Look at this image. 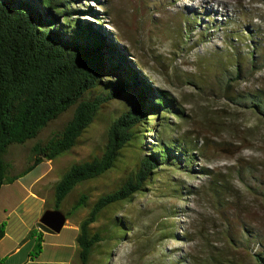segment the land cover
Wrapping results in <instances>:
<instances>
[{
    "label": "rangeland",
    "instance_id": "1",
    "mask_svg": "<svg viewBox=\"0 0 264 264\" xmlns=\"http://www.w3.org/2000/svg\"><path fill=\"white\" fill-rule=\"evenodd\" d=\"M75 8L96 11L105 29L127 50L133 65L156 88L169 92L179 102L184 116L167 117L170 128L163 130V135L194 141L197 159L193 167L211 172L202 175L168 169L159 174L153 190L103 215L93 225L94 230L117 217L129 224V231L123 241L108 242L98 249L91 264H253L244 251L230 248L223 221L207 191L209 178L227 179L231 184L226 198L231 209L264 234V202L234 176L235 168L249 164L264 178V120L249 108L229 101L220 79L224 70L235 68V46L244 64L234 92L264 91V0H81ZM187 16L197 19L190 24L191 32L181 34L182 22L190 21ZM82 18L95 21L89 15ZM251 51L260 60L256 68L249 63ZM118 110L114 105L107 114L113 117ZM71 117L72 112L63 115L40 140L46 141L51 130H60ZM106 132L105 122L93 125L75 149L53 162L58 179L71 165L87 160L95 147L102 146ZM156 138V131L147 132L150 144H157ZM34 141L12 145L5 159L20 169L29 161ZM126 156V160H132L131 151ZM127 171L116 170L77 187L61 210L69 211L82 193L89 194L93 203L121 184ZM175 187H184L182 196L173 195L171 189ZM54 200L48 199V204ZM89 209L78 212L70 223L80 224ZM75 235L64 227L60 233L44 238L41 260L52 257L60 247L58 260L68 257L67 261H78V254L74 256L72 251L77 245Z\"/></svg>",
    "mask_w": 264,
    "mask_h": 264
},
{
    "label": "trees",
    "instance_id": "2",
    "mask_svg": "<svg viewBox=\"0 0 264 264\" xmlns=\"http://www.w3.org/2000/svg\"><path fill=\"white\" fill-rule=\"evenodd\" d=\"M79 2L0 0V189L20 176L14 164L5 159L12 145L35 140L32 155L21 173L24 175L43 161L55 162L70 153L93 125L105 122L104 144L95 147L87 160L71 165L59 179L53 206L61 210L64 200L77 187L116 170L128 169L117 187L93 203L89 194L82 193L70 210L64 212L69 220L90 208L75 233L78 264H91L98 249L108 242L123 241L129 231V224L117 217L109 225L94 230L93 225L103 215L153 190L159 174L168 169L202 175L211 172L193 167L197 159L194 141L163 135V130L170 128L167 117L184 116L179 102L169 92L156 88L133 65L127 50L105 29L96 11L75 8ZM84 15L93 16L95 21L84 20ZM189 18V22H182L181 34L191 32L190 24L197 19ZM254 43L253 47H258ZM233 49L237 54L232 64L235 72L227 68L220 76L225 95L229 101L249 108L264 120V91L234 92V84L243 75L244 62L235 46ZM255 53L250 54L252 68L257 67ZM114 105L119 110L110 117L107 113ZM69 112H72L71 119L60 130H51L47 140L41 141L44 131ZM155 131L157 144H150L147 132ZM128 151L132 152L130 161L126 160ZM234 176L249 193L264 202V178L254 166L241 164L235 168ZM209 179L207 194L223 221V234L230 248L244 251L253 264H264V234L248 226L231 209L226 198L231 183L219 176ZM171 191L174 196H182L185 189L175 187ZM38 226L52 232L41 223ZM4 230L5 225L1 224V237ZM172 236L182 239L174 233ZM34 237L38 241L34 252L37 257L44 237L33 230L29 238Z\"/></svg>",
    "mask_w": 264,
    "mask_h": 264
},
{
    "label": "crops",
    "instance_id": "3",
    "mask_svg": "<svg viewBox=\"0 0 264 264\" xmlns=\"http://www.w3.org/2000/svg\"><path fill=\"white\" fill-rule=\"evenodd\" d=\"M45 165L49 168L46 169ZM26 166L27 162L18 169L14 164L16 174L20 176L0 189V226L5 225L4 235L0 236V264H78V261L74 262L71 257L69 261L68 257L58 260L57 252L63 249L60 247L54 250L52 257L46 255L48 258L42 261L45 252L42 246L41 253L35 257L38 241L36 237L29 238L31 232L36 230L43 234L44 238L58 234L44 231L38 224L45 211L55 210L54 203L49 205L48 199H55V187L59 179L54 174L53 162L43 161L27 174L21 175ZM79 225L66 220L64 227L75 232ZM73 249V255L78 254V244Z\"/></svg>",
    "mask_w": 264,
    "mask_h": 264
},
{
    "label": "water",
    "instance_id": "4",
    "mask_svg": "<svg viewBox=\"0 0 264 264\" xmlns=\"http://www.w3.org/2000/svg\"><path fill=\"white\" fill-rule=\"evenodd\" d=\"M40 223L54 233H60L66 224V215L60 210H47L40 219Z\"/></svg>",
    "mask_w": 264,
    "mask_h": 264
}]
</instances>
